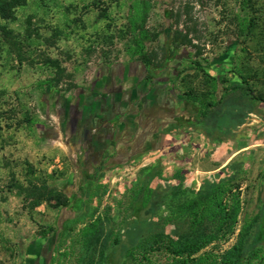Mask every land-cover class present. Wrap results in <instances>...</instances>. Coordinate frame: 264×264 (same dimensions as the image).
I'll use <instances>...</instances> for the list:
<instances>
[{
  "label": "rangeland",
  "instance_id": "374dc122",
  "mask_svg": "<svg viewBox=\"0 0 264 264\" xmlns=\"http://www.w3.org/2000/svg\"><path fill=\"white\" fill-rule=\"evenodd\" d=\"M17 4L10 19L0 18V264H77V252H67L69 240L63 244L62 237L67 227L74 232L82 228L95 208L100 215L110 209L107 226L119 240L104 264H120L140 230L180 238L182 219L163 203L151 206L144 223L132 227L135 218L127 216L125 193L108 194L101 172L81 162L71 139L81 119L83 96L90 87L96 89L98 77L108 75L106 68L138 60L130 24L140 21L147 5L144 28L157 37L145 43L153 64L146 81L159 77L170 92L181 96L191 90L199 96L207 91L204 76L193 69L199 64L230 82L241 74L264 97V0ZM175 33L191 43L180 44L179 38L175 46ZM263 183L254 177L239 180V226L257 213L264 200ZM88 186L91 194H104L99 201L82 197L81 188ZM234 242L235 236L216 247L223 251Z\"/></svg>",
  "mask_w": 264,
  "mask_h": 264
},
{
  "label": "crops",
  "instance_id": "0c3cea01",
  "mask_svg": "<svg viewBox=\"0 0 264 264\" xmlns=\"http://www.w3.org/2000/svg\"><path fill=\"white\" fill-rule=\"evenodd\" d=\"M121 63L83 96L71 139L86 169L102 173L108 194L138 185L150 194L149 208L163 203L179 214L205 180L264 182V104L232 136H208L183 124L191 120L188 107L162 78L146 81L139 60Z\"/></svg>",
  "mask_w": 264,
  "mask_h": 264
},
{
  "label": "trees",
  "instance_id": "16d2710c",
  "mask_svg": "<svg viewBox=\"0 0 264 264\" xmlns=\"http://www.w3.org/2000/svg\"><path fill=\"white\" fill-rule=\"evenodd\" d=\"M18 5L17 0L12 4L9 0H0V18L10 19L11 10ZM147 12L148 6L145 5L140 21L135 19L130 25L135 39L134 55L144 65L146 80H149V69L153 64L145 51V43L154 41L157 36L144 28ZM175 35L171 40L175 46L179 38L180 44L191 43L186 35ZM157 68L162 69L163 65ZM193 69L204 76L207 91L199 96L191 90L181 94L191 114V120L183 123L186 127L201 130L212 137H230L256 105L264 104V97L256 95L249 80L241 74H236L237 80L230 82L209 74L199 64H195ZM90 188H81L84 190L82 197L99 201L104 194H91ZM241 189L239 181L233 179L205 180L198 195L179 211L184 224L180 238L173 239L165 232L148 234L140 230L136 239L125 248L120 264H261L264 261V242L261 240L264 200L257 213L246 217L239 226L243 206ZM123 199L127 205V216L135 218L132 227L141 226L149 210L150 194L134 185L125 192ZM109 220L110 209H105L100 215L95 208L89 213V221L77 232L67 227L62 243L69 240L66 251L77 252V264L105 263L107 254L119 241L114 230L107 226ZM233 236L235 242L229 248L217 249V243L226 242Z\"/></svg>",
  "mask_w": 264,
  "mask_h": 264
}]
</instances>
